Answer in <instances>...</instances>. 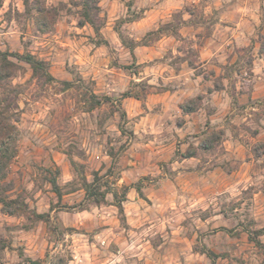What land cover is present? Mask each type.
I'll return each mask as SVG.
<instances>
[{"label": "rangeland", "instance_id": "obj_1", "mask_svg": "<svg viewBox=\"0 0 264 264\" xmlns=\"http://www.w3.org/2000/svg\"><path fill=\"white\" fill-rule=\"evenodd\" d=\"M130 1L99 0L95 35L80 0H0V50L56 80L9 57L16 153L0 194L19 205L0 203V264H264V0H187L146 31L132 23L150 7ZM109 169L101 190L128 186L122 213L111 193L79 209L80 177Z\"/></svg>", "mask_w": 264, "mask_h": 264}, {"label": "trees", "instance_id": "obj_2", "mask_svg": "<svg viewBox=\"0 0 264 264\" xmlns=\"http://www.w3.org/2000/svg\"><path fill=\"white\" fill-rule=\"evenodd\" d=\"M132 0L127 4V10L130 11L132 7ZM25 4H27V0H25ZM81 11L80 16L82 21L80 25H84L85 23L89 24L93 29L95 35H99L100 28L102 23H100V13L101 9L99 6V0H80ZM37 12H44V8L41 6H37ZM134 18H127L126 21L133 20ZM168 24H164L159 26L156 30L149 32L148 35L155 34L160 35L163 33L164 26ZM120 36V35H119ZM262 41L260 42L259 51L260 53H264V36L261 37ZM133 44L129 45L132 48ZM9 57H13L18 61L24 62L29 65L32 70L33 76L38 79H41L45 82L56 81L55 78L48 71V63L44 60H41L31 53H18V52H7L0 50V182L3 181L7 174V167L10 161L13 159L16 153V126L15 122L17 121L16 117V104L14 102V90L7 85L8 78L13 75L15 69V63L9 59ZM66 85H70L69 82H63ZM13 93V95H12ZM129 96V94L125 93L122 97ZM89 109H93L94 107L101 104V100L97 98V96L93 93H90L89 96ZM107 99V98H104ZM182 111L187 112L186 108L182 107ZM123 116V113L121 114ZM71 164L75 165V163L71 160ZM111 170H107V172L103 175H99L98 172L92 173V180L87 181L84 176L80 177L81 188L85 191V196L83 198V202L78 204L79 209L82 208L83 203L87 201H92V203L98 205L102 201H104L105 194L111 193L114 198V205L117 207L119 213H122V202L126 199V195L128 192V186L122 185L121 193L118 194L117 191L112 190L110 188H106V190H101L102 186L107 187L108 182L104 179H108L111 177ZM50 184L52 186L53 191L59 196L60 189L57 185L54 178L50 180ZM136 191L139 195H141L140 189L136 188ZM0 203L3 208H6L8 213H11L9 208H16V205H19L17 201L10 200L7 197L2 196L0 194ZM40 219H44V214H37ZM208 255L211 257V253L208 252ZM29 264H41L40 260H32L30 258L26 259Z\"/></svg>", "mask_w": 264, "mask_h": 264}, {"label": "crops", "instance_id": "obj_3", "mask_svg": "<svg viewBox=\"0 0 264 264\" xmlns=\"http://www.w3.org/2000/svg\"><path fill=\"white\" fill-rule=\"evenodd\" d=\"M105 1H106L105 7L106 6H113L115 4V0H105ZM184 1H187V0H133L132 4H134L137 7L145 8L146 6H149L150 9L148 11L145 9L144 13L147 16L150 13H152V16L150 19L142 17V18H140V20L133 22L132 24L135 25V27H139V28L142 27V31L149 30L150 26L153 25V21H159V20L167 19L169 17V13L171 12V10L174 8H177ZM111 37H113V36H111ZM167 40L169 41L170 38L169 37H163L162 39L157 41L156 45L157 44L161 45V43L163 41H167ZM138 48L139 47H137V49ZM137 49L132 50V55L135 56L136 58H137V53H138L137 51H139V49L138 50ZM145 49H147V48H145ZM140 51L143 53L146 52L145 50H140ZM258 67H259V69L262 70V68L264 67V62L262 63V65L258 64ZM252 71H254V70H252ZM259 71H254V75H256L255 78L259 80L258 82H256V85H258V87L261 89V91H263V89H264V78L259 77L257 75V72H259ZM263 73H262V75H263ZM257 97H258V93H257V89H256L255 91L252 92L251 98L253 99V98H257Z\"/></svg>", "mask_w": 264, "mask_h": 264}]
</instances>
